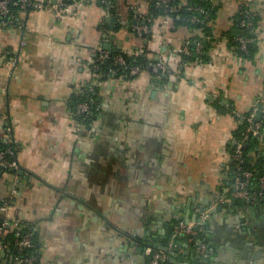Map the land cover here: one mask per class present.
I'll return each mask as SVG.
<instances>
[{
	"label": "crops",
	"instance_id": "obj_1",
	"mask_svg": "<svg viewBox=\"0 0 264 264\" xmlns=\"http://www.w3.org/2000/svg\"><path fill=\"white\" fill-rule=\"evenodd\" d=\"M143 1L117 0L122 24L107 29L98 6L63 16L43 8L0 23V142H12L18 165L1 172L0 201L36 231L38 264H150L148 234L168 247H157L167 264H264V205L240 208L228 196L238 122L211 97L239 113L259 95L264 106V0L250 1L253 60L237 57L224 35L247 0H213L215 39L201 63L181 58L186 27L157 17L145 36L129 30ZM99 45L146 48L166 66L164 78L143 69L98 79L88 63ZM88 81L97 84L99 110L85 124L72 100ZM179 219L205 227V251L191 238L172 243ZM1 240L0 264H19L13 239Z\"/></svg>",
	"mask_w": 264,
	"mask_h": 264
},
{
	"label": "built area",
	"instance_id": "obj_2",
	"mask_svg": "<svg viewBox=\"0 0 264 264\" xmlns=\"http://www.w3.org/2000/svg\"><path fill=\"white\" fill-rule=\"evenodd\" d=\"M156 2L166 3L168 0H155ZM179 3L184 4L185 0H180ZM213 1V0H212ZM250 1L247 0L246 3H243L239 6L238 11L245 15V19L240 20V23L243 25H250ZM142 4L148 5V0H144ZM246 8H243L244 6ZM84 6H98L102 9L103 19L100 22L101 28L107 29L103 26V22L108 16H115L117 22H120L121 12L117 8V0H0V23L8 25L12 23H17L20 16L25 15L31 11L41 10L43 8H51L55 15H75L79 13L81 7ZM141 6V3L139 4ZM243 6V7H242ZM134 12L127 19V26L129 30L138 36H145L151 30V25L147 24V10L140 9L139 7H134ZM188 8H193L199 11H203L201 6H189ZM164 24L170 22L169 16L161 17ZM195 16L192 17V20H196ZM250 38H240V47L245 48L246 41ZM194 45V51L197 53L201 52L203 43L201 39L196 38ZM25 42L23 41L22 44ZM189 39L186 38L182 41L179 47V53L189 54L191 49L189 48ZM142 52V50L140 51ZM139 52V53H140ZM128 55H137V52L124 51ZM109 57V52L102 45L97 46L96 54L94 58L89 61V67L97 68L101 62ZM10 61L13 62V58H10ZM196 62L201 63L200 58L195 59ZM112 63L119 67H123L127 70L128 76L137 75L142 69L138 64H128L125 57L122 54L114 55L112 57ZM150 69L152 71H166V66L160 62L150 63ZM115 72L117 69H110L108 72V77H120L116 76ZM97 86L96 82L88 81L84 85H81V91H89L95 93V87ZM213 99L219 97V94L213 93L211 95ZM94 103L93 98L89 100L80 101L75 106V112L78 114H83L85 117H91L93 115L92 104ZM99 108V106H98ZM236 116L242 117L243 120L247 122L246 127L241 131V136L238 137L234 142V148L231 150L230 159L233 164V169L231 170L230 183L228 187V196L230 199H239L245 201L248 204H258L264 200V172L260 174H255L251 169L245 166V154L243 153L244 145L250 136L258 137L260 140L263 139V136L260 133L261 120L257 119V116L264 115V106L262 105L261 96H257L253 99L250 109L246 115L237 112L236 110L232 111ZM18 167L17 162L14 158V147L12 142L5 140L0 142V174L2 171L16 169ZM0 233L5 238L6 233L12 232L11 239L17 246L19 251L32 247V242L30 239L29 233L23 232L20 230V222L12 213V206L8 199H2L0 201ZM204 218L207 216L206 213L203 214ZM201 226V227H200ZM203 225H197L195 223L186 222L184 220H179L175 222L172 226V232L174 235L180 236H191L190 238L195 237L201 230ZM189 238V239H190ZM1 240V241H3ZM201 250L205 251V245H201ZM168 252L163 249H154L151 251V260L150 264H166ZM16 262L19 264H35V258L31 255L21 256L17 255Z\"/></svg>",
	"mask_w": 264,
	"mask_h": 264
},
{
	"label": "trees",
	"instance_id": "obj_3",
	"mask_svg": "<svg viewBox=\"0 0 264 264\" xmlns=\"http://www.w3.org/2000/svg\"><path fill=\"white\" fill-rule=\"evenodd\" d=\"M184 4H179L180 0H168L166 3L156 2L155 0H148V8H147V24L152 25L153 21L157 17L169 16L170 23L173 27L183 26L186 27L192 34L188 37L190 43L189 48L191 49V53L184 54L180 53L181 58L184 61L195 60L196 58H200L201 61H205L208 59V48L211 42L215 39L212 32L211 21L215 16V5L212 0H185ZM189 6H201L203 11H199L193 8H188ZM244 6V5H243ZM242 6V7H243ZM243 8H246L245 6ZM195 16L197 19L192 20V17ZM245 15L241 13V11H237V13L233 17L232 26L224 31V35L227 40V44L232 50V52L241 59L245 60H253L256 52H257V35L255 33L258 15L251 11L250 13V25H243L240 23V20L245 19ZM122 24L121 22L118 23ZM103 26L108 28V23L104 20ZM250 38L245 43V48L242 49L240 47V38ZM201 39L203 46L201 48V52L197 53L194 51L195 39ZM109 57L106 58L103 62L99 64L97 68H92V72L97 75L98 79H104L108 77V72L110 69H117L115 72L116 76H124V78H130L133 76L127 75V70L123 67H119L112 63V57L114 55L122 54L126 62L128 64H138L141 69H150V63L157 62V60L147 53V49L143 48L142 52H137V55H128L124 53L122 49H111L108 50ZM151 70V69H150ZM155 77L164 78L163 71H156ZM96 77V76H95ZM95 91H98V87H95ZM93 98L94 103L92 104L93 115L91 117H85L83 114H78L75 112V106L80 101L89 100ZM213 104L217 108V110L221 113H228L233 115L237 120V127L234 130V141L241 136V131L246 127L247 122L243 120L242 117L236 116L232 111L235 110L231 103L227 102L226 99H223L221 95L218 98L212 99ZM99 97L98 92L92 93L89 91H81L78 90L76 95L72 100V112L74 113V117L79 122L87 124L88 121H91L97 114L99 108ZM248 112V111H247ZM247 112L242 113V115H246ZM257 119L261 120L260 133L263 136V139L260 140L258 137L250 136V138L246 142V146L243 148V153L245 154V166L251 169L255 174H260L264 172V115L257 116ZM231 150L234 148V144L230 145ZM233 169V164L230 162L228 175H231V170ZM234 206H238L240 208L245 209H253L258 211L261 205H264V200L258 204H248L245 201L239 199H231ZM1 220V217H0ZM181 220V219H179ZM175 220V222L179 221ZM174 222V223H175ZM204 226H202L199 233L193 238V240L201 239L205 244L206 242V234L204 232ZM20 230L23 232L29 233L30 239L32 242V247L25 248L19 251L16 248V254L21 256L31 255L35 258V264H38L39 258V247L40 242L37 237L36 231L33 230L31 226L28 224H20ZM12 232H8L5 234L6 240H11ZM10 238V239H9ZM157 249V248H156Z\"/></svg>",
	"mask_w": 264,
	"mask_h": 264
},
{
	"label": "water",
	"instance_id": "obj_4",
	"mask_svg": "<svg viewBox=\"0 0 264 264\" xmlns=\"http://www.w3.org/2000/svg\"><path fill=\"white\" fill-rule=\"evenodd\" d=\"M106 21H107V23L109 24V25H111V26H114L116 23H117V19H116V17L115 16H108V17H106ZM107 48H109L108 46H107ZM246 145H244V147H245ZM18 173H22V170H18ZM195 220V219H194ZM186 222H188V219H186ZM191 236L189 235V236H180V235H175V236H173L172 238H173V241H172V243L173 244H176V243H178V242H180L181 240L182 241H185V243H186V245H188V243L190 242L191 243V241H192V244L191 245H193L194 247L196 246V245H198L199 246V249H201V245L203 244V242H202V240L201 239H197V242H195V240H189V238H190ZM152 239H153V237L152 236H149V234H148V237L147 238H145V240H148L149 242V245L148 246H150L152 249L151 250H153L154 248H157V247H159V248H164V249H167L168 247L166 246V245H163V244H158V243H156V244H154L153 242L154 241H152ZM147 246V245H146ZM146 248V247H145ZM158 248V249H159ZM174 255H176V257H180V255H177V254H174ZM148 259L149 260H151V255L148 257ZM203 259V261L204 262H206V261H208V259H204V258H202ZM166 264H167V262H166Z\"/></svg>",
	"mask_w": 264,
	"mask_h": 264
},
{
	"label": "rangeland",
	"instance_id": "obj_5",
	"mask_svg": "<svg viewBox=\"0 0 264 264\" xmlns=\"http://www.w3.org/2000/svg\"><path fill=\"white\" fill-rule=\"evenodd\" d=\"M141 3H142V2H141ZM139 8H140V9H142V8H143V6H139ZM193 238H194V237H193ZM193 238H191V239H193Z\"/></svg>",
	"mask_w": 264,
	"mask_h": 264
}]
</instances>
